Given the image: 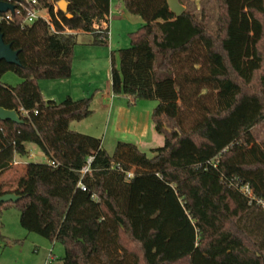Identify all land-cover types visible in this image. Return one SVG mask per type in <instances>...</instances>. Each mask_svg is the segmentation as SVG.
Here are the masks:
<instances>
[{"label": "trees", "instance_id": "trees-1", "mask_svg": "<svg viewBox=\"0 0 264 264\" xmlns=\"http://www.w3.org/2000/svg\"><path fill=\"white\" fill-rule=\"evenodd\" d=\"M59 1L37 0L54 31L43 20L22 26L34 9L22 0L0 23L20 63L0 61V107L22 120L0 121V175L28 144L48 159L29 163L17 189H0L22 197L21 226L62 245L61 264H264V209L240 190L264 202V142L252 133L264 125V0H217L216 31L205 15L176 17L167 0H122L144 24L111 53L112 93L128 106L157 102L151 121L164 145L152 157L126 142L111 155L72 131L92 115V97L44 99L40 81L72 76L79 35L109 45L111 0H64L70 18ZM8 72L22 82L3 84Z\"/></svg>", "mask_w": 264, "mask_h": 264}, {"label": "crops", "instance_id": "crops-1", "mask_svg": "<svg viewBox=\"0 0 264 264\" xmlns=\"http://www.w3.org/2000/svg\"><path fill=\"white\" fill-rule=\"evenodd\" d=\"M126 14L128 13L124 9L122 0H111L109 45L107 47L77 46L72 76L67 80L41 81L39 86L46 101L60 103L67 97L75 101L92 97V115L80 122H72L70 124L72 131L88 136L98 135L93 136L95 138L101 137L100 135L102 137L105 134L110 135V140L106 137L102 143L103 148L107 143L114 148L119 142H126L135 144L145 153V151L159 148L153 145L163 143L155 135L156 131L151 121L155 106L145 102L128 106L126 99L117 98L112 93L111 53L123 49L121 36H113L112 29L115 26L118 31L130 23L131 19L126 17ZM129 34L128 32L125 35ZM103 71L105 72L104 82L100 80ZM60 99L63 100L60 101ZM97 119H101L102 123H97ZM95 129L97 132H94ZM27 149L29 151L27 158H33L34 147L27 145ZM15 161L17 163L15 167L20 166L24 177L29 162L19 157Z\"/></svg>", "mask_w": 264, "mask_h": 264}, {"label": "rangeland", "instance_id": "rangeland-1", "mask_svg": "<svg viewBox=\"0 0 264 264\" xmlns=\"http://www.w3.org/2000/svg\"><path fill=\"white\" fill-rule=\"evenodd\" d=\"M181 2L183 3V6L186 10L195 14L198 18L201 19L205 15L207 19V26L209 27V29L212 31H216L217 21L219 18V4L217 0H181ZM58 10V5L55 4V11L57 12ZM42 14L45 15L46 11H42ZM126 17H129V19H131L129 24L123 26L118 31H116L117 29H115V26L112 29L113 36H121L123 49L130 47L129 36H126L125 34H127L128 32H135L144 24L142 18L138 16L126 14ZM77 39V46H90L88 45V42L90 41L89 35H79ZM104 74L105 72L103 71L100 77V80H102L103 82ZM1 82L3 84L15 87L22 81L15 73L8 72L3 76ZM62 100L63 99H60V101ZM145 103H150L154 106L157 105L156 101ZM97 120V123H102L101 119ZM94 132H97V129H95ZM252 133L258 143L264 142V125L253 129ZM155 135L159 137L163 141V143L153 146L162 147L164 145V138L157 132H155ZM100 136L101 137H98V139H100L102 143H104L106 137L108 140H110V135L107 136L105 134L104 137H102V135ZM28 145H30V147H34L32 151H34L35 155L31 159L24 158L25 161L29 163L40 164H45L48 162L47 157L41 153L39 148L32 144ZM116 146L113 148L109 145V143H107L104 148L111 155H113ZM145 153L149 157L153 156L151 151H145ZM20 169V166L15 167V165H13L11 169L7 171L8 174L4 173L5 175H0V189L3 192L13 191L17 189L19 181L23 177L22 171ZM51 253L52 258L49 259V255ZM64 256L65 251L62 245L57 243H50L40 235L30 233L21 226L20 212L13 203L4 204L0 207V264H46V262L49 264H61Z\"/></svg>", "mask_w": 264, "mask_h": 264}, {"label": "water", "instance_id": "water-1", "mask_svg": "<svg viewBox=\"0 0 264 264\" xmlns=\"http://www.w3.org/2000/svg\"><path fill=\"white\" fill-rule=\"evenodd\" d=\"M12 2H2L0 1V15L7 14V13H13L15 11V5L13 2H16V0H11ZM167 4L170 8V11L176 16H180L185 8L180 3L179 0H167ZM58 8L61 12L65 13L67 17H71V14L68 13V7L69 4L61 0L58 2ZM18 52L13 51L10 47V45L5 44L3 40V35L0 31V61H5L10 65H20L18 61ZM0 121L1 122H12L14 124H22V120L16 110H7L2 107H0ZM22 197L20 195H17L15 193H5L0 194V207L4 204L8 203H17Z\"/></svg>", "mask_w": 264, "mask_h": 264}, {"label": "built area", "instance_id": "built-area-1", "mask_svg": "<svg viewBox=\"0 0 264 264\" xmlns=\"http://www.w3.org/2000/svg\"><path fill=\"white\" fill-rule=\"evenodd\" d=\"M2 2H7V3H10L12 2L11 0H0ZM25 3L28 4V5H31L34 7V9H27V14H26V18L22 24V26H25V25H30L32 23H34L35 21L37 20H43L45 21L46 23H48L49 25H51V28H52V31H54V28L51 24V19H50V16L48 15L47 11L46 10H43V9H40V8H36L38 6V2L37 0H22L21 2V7H24L25 9ZM14 4V3H13ZM42 11H46V14L43 15L42 14ZM11 15L12 13H7V14H3V15H0V23L1 22H9L11 21ZM108 29H109V32H108V36L110 37V15L108 17ZM67 34H75L74 32L72 31H69L67 30L66 31ZM92 161V159H89V163ZM13 165H17L16 161H14ZM52 166H56V164L54 162L51 163ZM241 192L242 194L248 199L249 203L250 204H254L256 203L257 205L263 207L264 209V202H262L261 200H257V198L255 197L254 195V190H253V187L250 186V185H244L241 187ZM52 258V253L49 255V259ZM46 264H49L46 262Z\"/></svg>", "mask_w": 264, "mask_h": 264}]
</instances>
